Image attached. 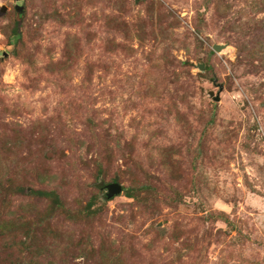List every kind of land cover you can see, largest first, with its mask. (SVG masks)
Returning a JSON list of instances; mask_svg holds the SVG:
<instances>
[{
  "label": "rangeland",
  "instance_id": "374dc122",
  "mask_svg": "<svg viewBox=\"0 0 264 264\" xmlns=\"http://www.w3.org/2000/svg\"><path fill=\"white\" fill-rule=\"evenodd\" d=\"M0 184V264H264V0H0Z\"/></svg>",
  "mask_w": 264,
  "mask_h": 264
},
{
  "label": "trees",
  "instance_id": "16d2710c",
  "mask_svg": "<svg viewBox=\"0 0 264 264\" xmlns=\"http://www.w3.org/2000/svg\"><path fill=\"white\" fill-rule=\"evenodd\" d=\"M13 32H14V35H19V29L18 28L17 29L14 28ZM2 187H3V185L0 184V191H2V189H4ZM131 191L132 190H128L126 192V195L129 197H132L134 194ZM33 193H35L39 196H42V197L49 198V199L51 198L52 199L51 204L57 210L65 208L64 204L60 201L59 196H57V194L54 191L38 190V191H35ZM92 206H93V202H89L88 209H91ZM6 229H8V225H6V223L0 224V231L1 232H4ZM9 230L11 231V228H9ZM29 239H30V237H28V238L26 237L25 241H23V243L24 244L27 243ZM8 264H28V263H27V261H21V260H9Z\"/></svg>",
  "mask_w": 264,
  "mask_h": 264
},
{
  "label": "water",
  "instance_id": "95a60500",
  "mask_svg": "<svg viewBox=\"0 0 264 264\" xmlns=\"http://www.w3.org/2000/svg\"><path fill=\"white\" fill-rule=\"evenodd\" d=\"M6 10V8H4L2 11L4 12ZM16 10L18 11V13L22 14L23 13V7L22 6H19L17 5L16 6ZM223 48V46H218V45H215L213 46V49L217 52H219L221 49ZM4 56L7 55V53H3ZM200 70H204V65L203 64H200L199 66ZM210 95L212 97H214V100L215 101H219V96H213L214 93L211 92ZM106 188L108 189V194H107V197L108 198H111V197H114V196H118L121 192H122V186L119 184V183H111V184H108L106 185Z\"/></svg>",
  "mask_w": 264,
  "mask_h": 264
}]
</instances>
